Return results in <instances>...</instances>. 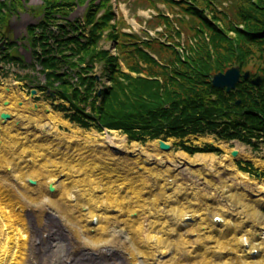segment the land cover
<instances>
[{"label": "trees", "instance_id": "16d2710c", "mask_svg": "<svg viewBox=\"0 0 264 264\" xmlns=\"http://www.w3.org/2000/svg\"><path fill=\"white\" fill-rule=\"evenodd\" d=\"M74 1L87 0H41V21L27 28L30 65L9 53L16 44L4 42L21 3L0 1V64L40 67L45 82L35 88L61 102L58 111L71 123L99 133L117 131L130 142L178 139L190 156L220 154L210 146L187 147L183 140L190 136H216L254 148L253 141L264 142V0H232L222 11L225 0H160L177 15L174 21L162 13L154 19L165 28V43L119 31L118 22L111 24L108 0L89 1L82 22L69 21ZM104 32L116 55L99 48ZM181 34L184 45L175 42ZM150 53L158 54L160 63ZM233 67L251 79L260 77L261 86L241 80L230 93L213 88L212 78ZM239 166L256 176L250 164Z\"/></svg>", "mask_w": 264, "mask_h": 264}, {"label": "rangeland", "instance_id": "374dc122", "mask_svg": "<svg viewBox=\"0 0 264 264\" xmlns=\"http://www.w3.org/2000/svg\"><path fill=\"white\" fill-rule=\"evenodd\" d=\"M0 1L11 2L13 0ZM21 1L23 7L16 8L14 15L10 18L8 28L5 32L4 42L16 44L9 53L14 57L24 60L30 65L33 62V57L31 56L27 28L29 26H36L41 21V16L38 15L41 0ZM154 1L156 3L155 7L152 2H148L147 0H111V5L117 7V11H119L118 13H120L125 23V26L120 25L117 28L122 29L123 32L136 35L141 40L145 39L143 32H146L153 39L165 43L166 39L162 33L164 28H158L157 25H154V19L158 11V13L170 17L171 20L174 21L177 15L172 13V11L176 10L169 8L168 5L160 0ZM220 4L221 7L219 6V10L222 11L223 8L231 6L233 1L225 0L220 2ZM83 13L84 6L75 5L74 1V6L69 12L68 19L69 21L82 22ZM174 26L180 29L176 23ZM183 37L181 35V39L175 40V42L178 41L181 45H184L186 37ZM167 44L169 45V43ZM98 45L99 47L101 46L102 48L112 50L111 43L109 42L100 41ZM150 54L155 59H159L158 54ZM39 71L40 67H35L33 70L31 67L26 68L19 64H0V97L3 96L4 98L0 104L2 105L4 102L12 104L13 101L11 99L13 96L18 98L19 101L16 106H19V102H23L20 98L22 94L29 96L30 91L35 89L36 85L44 84V76H42ZM25 76H29L30 78H24ZM24 86L28 87L24 89ZM3 88H9L12 91L14 95L11 96V99L10 97L7 98L8 94L2 93L1 89ZM39 96V100L34 99L33 103H31L32 107L37 105L39 107L38 110L32 111L30 107H24V109L16 107V110L12 112L13 114L8 115L14 124L13 131H16L15 134H20L21 142L24 136L25 145H30L29 149L25 148L26 152L23 153L21 157L22 162L28 161L30 163L32 160L35 162L41 161L40 158L27 157L28 154L32 152L31 144H33V151H35L37 155L50 153L51 156H53L52 159L59 161V163L64 162L63 167H68L70 173L74 172V170H72L74 166L70 164L71 161L84 159L83 157L86 155L97 157L95 161L100 164L101 173H105L103 175L101 174L103 176L102 179L117 178L120 181L118 184H115V186L118 187L119 191L122 193L121 198L118 199L119 203H121V212L130 216L133 222L138 215L140 216V220L136 221V224H128L137 225L142 223L146 227L151 221L161 226L160 224L164 220L174 229H176L174 225L180 228L184 227V233L188 234L187 236H194L196 235L195 231H200L201 234H203L208 231L216 232L222 230L219 229L221 225H225L231 229L237 226L240 231V226H242L240 224L243 223L241 219H244V215L251 218L255 216L254 219L259 221L260 212L262 214L261 219L263 220L264 195L254 192L252 183L258 182L259 173L264 174V169L256 165V162L264 163V142L260 141L256 143L253 141L254 145H256L253 149L252 146L239 144L237 142H221V140H215L214 136H194L183 140V143H185L187 147L203 149L206 146L213 145L214 148L220 151L219 155L214 154V156L219 158L226 155V150L231 152L232 150H237V146H239L240 151H243L242 155H249L251 159L240 157L236 162L232 160L234 162V167L240 172L239 165L245 167L246 164H250L254 172H257L256 176L244 173L251 181L250 185L244 186L239 179H235V174H233V172L218 167H210L208 166V162H200L193 167L184 168V166L180 164V160L176 157L178 154H185L179 147L181 141L172 139V152L165 154L159 151L157 154L151 153L150 155L152 156V161L162 160V156L166 158L171 157V159H173V163L168 162L167 159L165 160L167 161L166 167L170 171H178L181 175V177H179L181 183L177 184V194L175 193L174 196H171L166 181L160 175L144 180V175H140L133 167L129 166L130 162H117L120 158L111 151H101L97 149L99 146H97L96 149H84L83 142L85 137L87 138V135L93 134L94 132L96 133V131H94V129L84 130L74 123L71 124L69 120L66 119V113L58 111V107L62 104L61 102L56 101L53 103L52 100L44 94H39ZM9 104L8 106H4V108H8ZM65 106L68 107L66 104ZM45 107H49L51 113H47ZM51 116L56 118L58 122L56 126L52 125L49 119ZM6 121L10 122V119ZM6 121L2 120V122ZM76 131L80 133L74 135ZM116 133L124 137L120 132ZM59 134L67 135V137ZM96 134L102 138L111 135V133H107L106 131ZM4 139L7 140V138ZM209 139H213L214 141H210ZM91 141L99 142L101 139L91 137ZM127 143L129 146L133 144V142L129 140H127ZM149 143L150 142L138 143V145L147 147ZM222 144L226 147L225 149ZM9 146L10 149L16 148V146L12 144H9ZM195 157L192 156L190 158L194 159ZM17 163L19 164L18 160L10 157V159L0 167L1 190H8L11 195L15 196V198H13L14 203L22 206L24 213L27 214V218H23V223L27 226L29 224L34 233L43 234L48 226L56 225L62 230L66 242L63 246L59 244L52 248L49 257L42 254L41 251L35 247V242H33L34 246L31 249L30 261L27 260L28 262L23 264H75V259L81 252L95 253L101 258L100 261H102L103 264H152V262L145 263L144 258H147V256H143L139 251L140 246L143 245L140 244V240L142 242H147L145 240L146 235L143 234L144 232L141 233L140 240L136 238L137 235L135 236L134 229L131 225H129V228L122 227L123 229L115 226L105 231V233L100 231H98V233L96 230L100 225L97 224L96 219L90 220L89 227L85 228L84 223L81 224V219L77 218V216L80 212L83 213L88 210L86 202L90 203V206H93V204L89 202L87 197L79 192L78 188L71 190L72 195L71 198L69 197V199H71V204L65 203V197H56V194L54 195V193L51 194L49 192L50 180L44 183L43 179H45V176H36L32 172L29 173L28 176L25 175V172L21 169L22 165L18 166ZM34 167L35 166L32 168ZM9 169H12V172L9 171ZM31 170L34 171L35 169ZM72 176H76V174ZM57 177L58 175L54 177L57 179L55 185L61 187L60 183L64 181V178L61 177V179H59ZM261 178L262 182L260 184H264V176L261 175ZM113 180L115 181L116 179ZM27 182L35 185H29ZM65 182L67 181L65 180ZM155 182H159V184ZM98 183L95 186V192L97 193L102 190V187L98 185ZM142 183L145 185V190H142ZM100 184L104 185L105 188L114 190L112 186H106L104 182ZM190 189L193 191L191 192ZM140 191L141 194H139ZM38 193H46V196L41 197ZM47 193L54 196H50ZM149 195L153 197L148 198ZM110 198L113 199V202L117 200L112 196H110ZM254 201H260L259 205H261V208L258 207L259 211H255V214L253 213L254 211H252V202ZM172 203H174V206H171ZM137 204H139V207ZM152 204L160 206V209H152L150 207ZM166 206L170 207L165 208ZM70 207L71 209H69ZM170 208H174L173 212H170ZM145 209L151 212L156 218L146 219L147 215L143 214V210ZM135 212L138 215H135ZM252 213L254 216H252ZM216 219H219L221 223H216ZM123 220L124 219L121 221ZM194 220H203L206 222V225L192 226L194 225ZM82 221L84 222L85 220ZM121 221L115 222L120 223ZM194 227L197 229H193ZM207 228L210 229L204 230ZM247 229L249 228H246V230ZM221 232L226 231L223 229ZM172 235L175 236V232L171 233V236ZM212 236L213 234L204 233L198 240L200 243H208V247H213L214 245L211 241ZM258 239H260L258 243H261L262 239L264 241L263 237H258ZM221 241H223V239ZM225 242L226 239L223 243L225 244ZM101 247H105L106 249L100 250ZM96 263V261H93L89 264Z\"/></svg>", "mask_w": 264, "mask_h": 264}, {"label": "bare ground", "instance_id": "6f19581e", "mask_svg": "<svg viewBox=\"0 0 264 264\" xmlns=\"http://www.w3.org/2000/svg\"><path fill=\"white\" fill-rule=\"evenodd\" d=\"M2 93L5 92L2 91ZM6 94H8L7 98L10 97V99L11 96L14 95L12 92ZM3 99V96H1L0 102H2ZM11 100L13 101L12 104H9V102H7L9 104L8 108H4V103L2 105L0 104L1 115H12V112L16 110V107L20 109H24V107H30V109H32V105L30 103H25L30 105L23 104L22 106H16L19 101L18 98L12 96ZM1 115L0 167H2L11 157L12 159L18 160V166L22 165L21 169L25 172V175L28 176V174L32 172L36 176H45L43 182L45 183L47 180H50L51 182L49 186L54 187V185L57 183V179L54 178L56 175H58L57 178L59 179L63 177L64 181L60 183L61 187H58L56 185L54 187V189L56 190L54 195L56 194V197L63 196L65 197V203L71 204V199H69V197L71 198L72 195L71 190L78 188L79 192L83 196L87 197L89 202L93 204V206H90V203L86 202V204L88 205V210L84 211L83 213L80 212L77 216V218L81 219V224L84 223L85 228L89 227L90 220L92 221L93 219H96L97 224L100 225L96 232L100 231L105 233V231L112 229L115 226L121 229H123L124 227L129 228V225L131 224L128 223H135L136 221L140 220V216L136 212L135 215L138 216L135 218L134 222L130 216L121 212V203H119L118 199L121 198L122 193L121 191H119L118 187L115 186V184H118L120 181L117 178L102 179V175L105 173H101L102 170L100 169V164L95 161V158L97 157L86 155L83 157L84 159L71 161V166H74L73 169H71L74 170V172L70 173V169L68 167H63L64 162L59 163V161L52 159L53 156H51L50 153H45V155H37L36 152L33 151V144H31L32 152L29 153L27 157L40 158L41 161L35 162L34 160H32L30 163L28 161L22 162L21 157L23 153L26 152L25 148L29 149L30 145H25L24 136L22 137L23 140L21 142L20 134H15L16 131H13L14 124L11 121V118L10 122H2L3 119L1 118ZM49 119L51 120L53 126H56L58 124L56 118H54L53 116L49 117ZM76 133L80 132L76 131L74 135H76ZM3 137L7 138V140H5ZM91 137H96L97 139H101V141H91ZM209 140L214 141L213 139ZM172 142L173 140H170L171 144ZM9 144L16 146V148L10 149L11 145L9 146ZM83 145L84 149L87 150H90V148L96 149L97 146H99L97 149L101 151L109 150L113 152L112 150H116L124 156L131 154V156L135 158L150 157V160H152V156H150L151 153L157 154L159 152V147L156 143H149L147 147H142L135 143L129 146L126 138L118 135L116 132H113L106 138L97 136V134L94 132L93 134L87 135V138L85 137ZM222 146L224 147V149L226 148L223 144ZM236 151H238L239 153L241 152L240 157H243L244 159H251L249 155H242L243 151H240L239 146H237ZM231 153L232 151L229 152L228 150H226V155L219 159H216L214 156L211 155H196V157L194 156L195 158L192 159L183 153L178 154L176 157L178 160H180V164L184 166V168L193 167L195 164L200 162H208V166L210 167H218L233 172V174H235V179H239L242 185H250L251 181L249 180V177L246 174L237 171V169L233 166V159L231 157ZM166 159L168 162L173 163V159H171V157L166 158L164 156H162V160L152 161L151 170L143 174L144 180L151 179L152 177L160 175L166 181L168 188L170 189L171 196H174L175 193L177 194L178 191L177 184L181 183V180H179V177H181V175L178 173V171L173 172L166 167ZM256 165L259 166L261 169H264V163L256 162ZM33 166L35 167L32 168ZM31 169L35 170L32 171ZM75 174L76 176H72ZM113 179L116 180L114 181ZM65 180L67 182H65ZM102 182H104L106 186H112L114 190L110 188H105L104 185L100 184ZM261 182L258 181L252 183V189H254L253 191L257 194L264 195V184H260ZM97 183L102 187V190L98 193L95 192V186L97 185ZM155 183L159 184V182ZM27 184L35 185L30 182H27ZM141 187L142 190H145V185L143 183ZM1 189L2 188L0 187V264H23L25 262H28L27 260L30 261V253L32 247L34 246L33 242H35L34 236L36 233L33 232L29 224L27 226L23 223V218H27V214L24 213L22 206H19L17 203H14L13 198H15V196L11 195L8 190L2 191ZM141 191L139 194H141ZM190 191L192 192L193 190L190 189ZM38 194L41 197L46 196V193ZM49 195L54 196L51 194ZM110 196L117 200L113 202V199H111ZM152 197V195H149L148 198ZM259 203L260 201L252 202V211H254V214L255 211L257 212L259 211V208H261V205H259ZM137 206L139 207V204H137ZM171 206H174V203H172ZM150 207L152 209H160V206L155 204H152ZM169 207L170 206H166L165 208ZM69 209H71V207ZM173 209L174 208H170V212H173ZM253 213L252 216H254ZM143 214L147 215L146 219L156 218L147 209L143 210ZM259 216V221H257L254 219L255 216L251 218L244 215V219H241L243 223L240 224L242 225L240 226V231L238 230L237 226L236 228L231 229L225 225H221V228L219 229H224L226 232H221L222 230H218L216 232H204L213 234V236L211 237V241L214 245L213 247H208V243L199 242L198 239H200V237L204 233L201 234L200 231H195L196 235L187 236L188 234L184 233V227L180 228L179 226L174 225L176 226V229H174L172 226H169V223L167 221L164 220L160 224L161 226H158L156 225V223L151 221L150 224H148L146 227L142 223L131 226L134 229L135 236L137 235V239L140 240V235L143 232V234L146 235L145 240L147 242H142L140 240V244L143 245L139 248L140 253L145 257L147 256V258H144L145 263L152 262V264H264L263 239L261 243H258V240H260L258 239V237L264 238V217L262 220V214L260 212ZM122 219L124 220L121 221ZM82 220L85 221L83 222ZM115 221L121 222L116 223ZM202 224L206 225V222L203 220H194V225L192 226H202ZM246 228L249 229L246 230ZM193 229L197 228L194 227ZM209 229L210 228L204 230ZM173 232H175V236L172 235V237L171 233ZM41 237H43V235ZM222 239L223 241L226 239L225 244L223 243V241H221ZM35 247L38 249L37 246ZM105 249V247L100 248V250ZM83 253H86L87 256H90L92 262H97L101 260V258L93 252ZM83 253L81 252L76 257V259Z\"/></svg>", "mask_w": 264, "mask_h": 264}, {"label": "water", "instance_id": "95a60500", "mask_svg": "<svg viewBox=\"0 0 264 264\" xmlns=\"http://www.w3.org/2000/svg\"><path fill=\"white\" fill-rule=\"evenodd\" d=\"M241 77L244 81H249L250 73L246 72L242 76L240 73V69L238 67H233V68L227 70L224 74L219 73V74L215 75L212 78V86L215 89H224L227 93H230L231 91H234L236 89V86L239 84ZM250 83L254 87H260L261 79L259 77L256 79H252V80H250ZM18 85H21V84H18ZM1 90L5 93L12 92L9 88H3ZM37 94H38V92L36 90H31L29 97L22 95L20 98L22 99V101L24 103H31L32 100L34 98H36ZM23 102H20L19 106H22L24 104ZM239 105H240V101H237L236 106H239ZM4 106H8V103L4 102ZM38 109H39V107L37 105H34L32 107V109H30V110L34 111V110H38ZM45 110L47 113H51V109L49 107H45ZM1 118L5 121L10 119L9 116H6V115H1ZM59 135L67 137V135H64V134H59ZM153 143H156L158 145L159 151H161L162 153L167 154V153L172 152L173 147L169 143H165L162 140H157ZM211 146H213V145H211ZM112 151H113L112 153H114V155H116L120 158L117 162H119V161H123L126 163L130 162L129 166L133 167L140 175H143L145 172L151 170L152 160H150V157L135 158V157L131 156V154L124 156L116 150H112ZM231 157L234 161H238L239 160V152L236 150H233L231 153ZM215 158L219 159V157H215ZM9 171H11V170L9 169ZM261 179H262L261 175L259 174L258 175V181L261 182ZM55 191L56 190L54 189V187L50 186L49 192L52 194V193H55ZM216 223L219 224V223H221V221L219 219H216ZM43 234H35L34 240H35L36 246L41 251V253L46 255L47 257H49V255L51 254V249L54 248L56 245L60 244L61 246H63V244L66 243L64 236H63V233H62V230L56 225L48 226V229ZM42 235H43V237H41ZM74 263L75 264H89V263H92V261H91L90 256H87L86 253H83L81 256H79L75 260ZM97 263L103 264L102 261H97ZM120 264H122V263H120Z\"/></svg>", "mask_w": 264, "mask_h": 264}]
</instances>
